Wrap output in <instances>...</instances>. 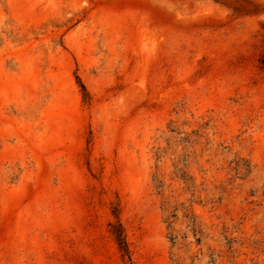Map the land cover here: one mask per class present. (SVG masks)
Segmentation results:
<instances>
[{
    "label": "rangeland",
    "instance_id": "rangeland-1",
    "mask_svg": "<svg viewBox=\"0 0 264 264\" xmlns=\"http://www.w3.org/2000/svg\"><path fill=\"white\" fill-rule=\"evenodd\" d=\"M0 264H264V0H0Z\"/></svg>",
    "mask_w": 264,
    "mask_h": 264
},
{
    "label": "trees",
    "instance_id": "trees-1",
    "mask_svg": "<svg viewBox=\"0 0 264 264\" xmlns=\"http://www.w3.org/2000/svg\"><path fill=\"white\" fill-rule=\"evenodd\" d=\"M80 85L82 87L83 92H86L85 85L81 81H80ZM113 214L115 217V221H111L109 223L110 232L114 236V238H115V240L119 246V249L122 252L123 257L126 256L130 260L131 259L130 248H129V244H128V241L126 238L124 226H123L122 221L119 217V210H118L117 206L113 209ZM190 223H192L193 228L196 231L198 228V225H197V222L195 220V217H192V219L190 220ZM170 239L172 240L173 243H175V241L177 240V236L175 235L173 237H170ZM196 240L198 243L200 242V238H197Z\"/></svg>",
    "mask_w": 264,
    "mask_h": 264
}]
</instances>
